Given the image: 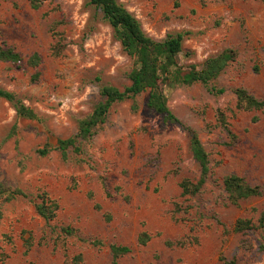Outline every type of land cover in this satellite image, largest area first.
Returning <instances> with one entry per match:
<instances>
[{
  "label": "rangeland",
  "instance_id": "374dc122",
  "mask_svg": "<svg viewBox=\"0 0 264 264\" xmlns=\"http://www.w3.org/2000/svg\"><path fill=\"white\" fill-rule=\"evenodd\" d=\"M117 2L156 41L184 33L182 66L236 52L212 82L224 94L197 83L166 95L169 110L197 132L211 173L197 195L181 196L180 181L194 182L200 173L189 136L146 107L147 92L112 105L92 138L79 143L80 154L70 149L65 161L55 150L39 156L36 150L75 134L77 122L101 101L102 86L129 85L132 60L87 0H0V47L23 58L18 67L0 62V88L35 115L20 118L0 99V183L26 195L0 206V264H109L111 245L130 248L118 264H218L221 255L264 264L258 250L264 230L231 232L237 219L256 223L264 209V109L235 113L232 93L240 87L264 101V0ZM57 42L62 50L53 57ZM35 52L41 63L31 83L26 59ZM217 109L225 111L234 142L216 126ZM230 174L260 186L262 196L230 205L222 187ZM41 191L59 205L49 222L34 210ZM66 227L71 236L61 233ZM142 231L151 236L145 246L136 243ZM26 239L33 244L28 254Z\"/></svg>",
  "mask_w": 264,
  "mask_h": 264
},
{
  "label": "trees",
  "instance_id": "16d2710c",
  "mask_svg": "<svg viewBox=\"0 0 264 264\" xmlns=\"http://www.w3.org/2000/svg\"><path fill=\"white\" fill-rule=\"evenodd\" d=\"M87 4L95 12L100 13L102 21L111 28L113 38L119 43L122 51L132 60V68L127 75L129 85L121 90L108 85L102 86L100 88L101 101L94 105L92 111L86 117L77 122L75 134L66 139H58L54 147L45 145L36 150V153L44 157L55 150L60 153L63 161L67 159V153L70 149L74 154H80L79 143L81 141L87 142L92 138L95 128L105 121L112 105L125 100L133 101L137 96L147 92L146 107L159 115L164 123L179 127L189 136V151L192 159L197 163L200 173L198 179L194 182L189 179H182L179 188L182 197L197 195L211 173L209 156L197 132L185 126L169 110L166 105V95L175 86H191L197 83L204 86L214 96L224 94L225 89L215 87L212 82L218 78L229 63L234 61L236 52L225 49L218 55L207 58L200 66L193 64L182 66L179 64L178 57L182 53L184 33L168 34L163 40L156 41L143 32L138 20L117 0H87ZM32 7L35 9L37 5L32 2ZM61 50L62 46L57 42L53 46L52 56H60ZM0 62L10 63L12 66L18 67L23 63V58L13 48L0 47ZM40 63V55L36 52L26 59V65L34 70L33 75L30 77L31 83L38 80ZM252 70L258 73L259 67L254 65ZM232 93L235 98V113L258 112L264 109V101L256 99L247 90L237 87L232 90ZM0 99L10 103L18 117L29 120L35 118L32 110L25 107L14 93L0 88ZM133 109H135V106H133ZM228 111L232 112L231 110ZM215 121L216 126L225 132L231 142H234L235 135L230 128L224 110H216ZM255 121L256 118H253V122ZM222 187L227 202L233 206H237L240 202L250 198L260 197L263 194L260 186L250 185L242 177L234 174L223 177ZM19 196L25 197L26 195L20 190H12L4 183H0V206L2 203L9 202ZM36 199L34 210L38 217L45 222L54 220L59 209L57 201L44 191L37 194ZM95 208L99 209L96 205ZM105 219L109 220L107 216ZM1 220L2 213L0 211V222ZM251 230H264V209L260 212L256 223L248 219H237L231 228V232L234 234ZM60 231L66 236L73 234V230L69 227L60 228ZM150 239L151 236L142 231L137 236L136 243L145 246ZM166 245L171 246L172 244L167 242ZM175 245L182 247L184 243L181 241L175 243ZM32 246L30 239L24 240V253L28 254ZM109 250V264H118L120 258L130 253V248L123 245H111ZM258 250L264 252V241L259 244ZM218 264L237 263L234 260H226L221 255L218 257Z\"/></svg>",
  "mask_w": 264,
  "mask_h": 264
}]
</instances>
